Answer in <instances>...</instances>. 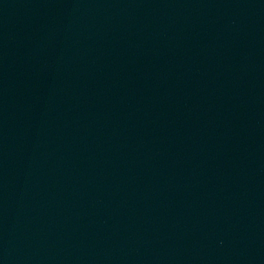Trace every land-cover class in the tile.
I'll list each match as a JSON object with an SVG mask.
<instances>
[{"label":"water","instance_id":"1","mask_svg":"<svg viewBox=\"0 0 264 264\" xmlns=\"http://www.w3.org/2000/svg\"><path fill=\"white\" fill-rule=\"evenodd\" d=\"M0 264H264V0H0Z\"/></svg>","mask_w":264,"mask_h":264}]
</instances>
